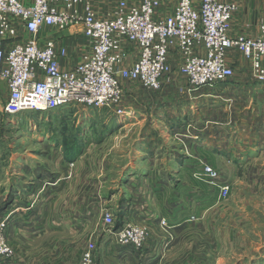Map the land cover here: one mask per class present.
Here are the masks:
<instances>
[{
  "label": "crops",
  "instance_id": "1",
  "mask_svg": "<svg viewBox=\"0 0 264 264\" xmlns=\"http://www.w3.org/2000/svg\"><path fill=\"white\" fill-rule=\"evenodd\" d=\"M222 1H235L238 5L231 23L232 33L258 34L259 24L264 22V0ZM113 7L107 8L105 14L112 13ZM43 34L69 51L68 58L60 59L62 67L76 62L77 49L83 40L79 26L63 31L48 27ZM226 59L234 74L226 82L216 85L225 84L227 87L191 88L188 80L179 74V59L173 52L171 73L160 91L151 92L136 83L123 81V97L131 103H122L127 117L121 120L113 112L105 116L103 136L97 141L119 140V164L105 157L84 156L97 146L91 141L86 148L83 144L77 156L66 162L61 160L54 176L48 175L46 167L37 165L35 168L31 163L14 160L0 190L1 199L23 198L20 202L15 200L7 209L10 214L7 234L15 247L14 258L18 257L24 264H62L66 259H74L77 263L81 251L87 247L79 239V210L66 224L61 211L59 215L57 211V223L49 226L47 203L41 200L34 205L31 198H71L75 199L73 204L76 207V199L100 197L111 204L112 199L116 202L120 198L118 210L142 216L151 213L156 220L160 217L157 214L171 213V164L209 165L208 158L191 156L189 150L206 156L211 150L214 161L210 164L227 166L249 162L264 152V144H252L256 135L250 137L251 132L257 135L262 132L258 128L251 130L245 121L251 117L255 103L259 101V95L255 94V79L250 77V64L235 48L227 51ZM253 124L256 125V121ZM56 146L61 147L60 144ZM148 166L152 168H146ZM160 166L165 168H156ZM120 181L125 184L120 186ZM48 182L50 186L46 189ZM137 183H141L139 188H136ZM111 205L108 206L112 208ZM3 212L1 207L0 216ZM106 231L97 249L92 250L93 264H113L112 259L122 264L152 263L149 251H133L120 246ZM17 247L24 248L23 259V254L16 252Z\"/></svg>",
  "mask_w": 264,
  "mask_h": 264
},
{
  "label": "built area",
  "instance_id": "2",
  "mask_svg": "<svg viewBox=\"0 0 264 264\" xmlns=\"http://www.w3.org/2000/svg\"><path fill=\"white\" fill-rule=\"evenodd\" d=\"M163 0H115L112 13H97L94 0H0V81L7 88L4 112L50 111L70 105L106 109L118 116L123 81L145 90H161L171 73V53L179 59L178 72L191 88L212 87L234 74L227 51L237 49L249 62L251 75L264 84V22L256 36L234 34L231 23L238 10L235 1L177 0L164 9ZM81 28L77 60L62 67L70 56L65 46L45 38V29ZM204 172L218 173L209 165ZM229 185L220 186L223 197ZM107 231L120 246L140 249L146 231L120 224ZM161 224L165 220L161 219ZM7 223L0 220V258L12 255L4 239ZM90 249L81 264H92Z\"/></svg>",
  "mask_w": 264,
  "mask_h": 264
},
{
  "label": "rangeland",
  "instance_id": "3",
  "mask_svg": "<svg viewBox=\"0 0 264 264\" xmlns=\"http://www.w3.org/2000/svg\"><path fill=\"white\" fill-rule=\"evenodd\" d=\"M163 1V8L169 9L177 0ZM114 2L115 0H94V5L100 15H104ZM254 85L259 101L255 103L252 118L249 116L245 121L249 128L251 126V130L258 128L262 132L259 135L250 133V137L256 135V141H252V144L254 142L264 144V84L254 81ZM216 86L228 85L212 87ZM124 94L123 91V96ZM6 97V85L0 81V190L4 187L3 183L7 180L14 160L22 164L31 163L35 168L37 165L46 167L48 175L54 176L61 160L63 162L70 160L77 156L83 144L86 148L89 141L96 144L102 138L105 116L112 113L106 109L96 111L83 105H70L50 111H25L9 115L4 112ZM127 100L123 97L122 103L131 105ZM132 108L135 109L134 106ZM254 121L257 126L260 124L261 126L257 127L253 124ZM106 142H98L90 154L86 152L84 156L95 159L105 157L116 160L114 164H119L117 158L119 140ZM172 143L171 141V145ZM56 144H60L61 147L56 148ZM188 152L197 158H208L209 166L218 173L219 179L215 180L204 172L203 167L208 164L200 166L171 164V213L157 214L160 217L156 220L151 213L142 216L118 210L120 198L116 202L112 199L110 201L112 205L100 197L76 199L77 207L73 204L75 199L71 198H31L34 205L41 200L47 203L49 226L51 223H57V211L58 215L60 211L63 214L65 224L71 220L73 214H78L74 213L76 210L81 212V218L77 219L81 227L79 239L87 247L81 251L79 262L66 259L62 264H81L83 252L88 248L91 253L93 249H97L104 232L109 228L104 221L105 212L112 215L111 228L124 223L142 227L146 231V238L140 249L125 247L133 251L142 249L149 251L150 258H153L151 264H264V152L255 159L246 161L247 163L229 166L210 164L214 161L211 150L207 156L194 150ZM49 183L46 189L49 188ZM119 183L120 186L125 184L123 181ZM224 183L229 185L225 197L220 192V186ZM137 186L136 188H139L141 183H137ZM15 200L20 202L23 198ZM15 200L0 198V208L4 210L0 220L5 219L7 225L10 215L7 212L8 205ZM161 219L166 221L164 225L161 224ZM110 235L115 241L114 236ZM3 236L12 249V255L0 258V264H24L23 260L14 258L15 247L9 240L7 226ZM17 248L19 249H16V252L22 253L23 259L24 248ZM112 260L113 264H122L121 261Z\"/></svg>",
  "mask_w": 264,
  "mask_h": 264
},
{
  "label": "bare ground",
  "instance_id": "4",
  "mask_svg": "<svg viewBox=\"0 0 264 264\" xmlns=\"http://www.w3.org/2000/svg\"><path fill=\"white\" fill-rule=\"evenodd\" d=\"M119 117H121V120H122V119H124L125 117H127V114L124 113L123 115H121V116H119Z\"/></svg>",
  "mask_w": 264,
  "mask_h": 264
},
{
  "label": "trees",
  "instance_id": "5",
  "mask_svg": "<svg viewBox=\"0 0 264 264\" xmlns=\"http://www.w3.org/2000/svg\"><path fill=\"white\" fill-rule=\"evenodd\" d=\"M94 110L98 111V109H94ZM70 159H71V158H70Z\"/></svg>",
  "mask_w": 264,
  "mask_h": 264
}]
</instances>
